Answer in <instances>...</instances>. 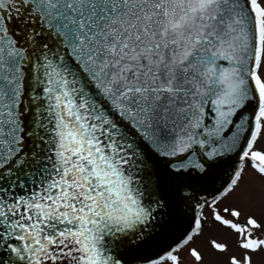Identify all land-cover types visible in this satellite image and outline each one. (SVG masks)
<instances>
[{"label": "snow or ice", "instance_id": "snow-or-ice-1", "mask_svg": "<svg viewBox=\"0 0 264 264\" xmlns=\"http://www.w3.org/2000/svg\"><path fill=\"white\" fill-rule=\"evenodd\" d=\"M0 264H264V0H0Z\"/></svg>", "mask_w": 264, "mask_h": 264}]
</instances>
